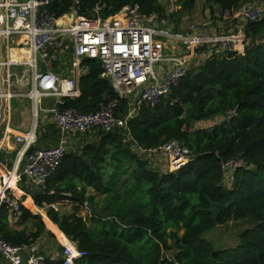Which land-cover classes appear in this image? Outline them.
<instances>
[{
    "label": "trees",
    "instance_id": "obj_1",
    "mask_svg": "<svg viewBox=\"0 0 264 264\" xmlns=\"http://www.w3.org/2000/svg\"><path fill=\"white\" fill-rule=\"evenodd\" d=\"M204 1L230 11L247 0ZM99 2L106 6L104 18L134 4L145 16L161 12L158 0H78L80 14L90 16ZM72 3L50 0L49 11L62 16ZM177 4L182 11H191L195 0H177ZM242 30L251 41L243 51L222 52L192 63L154 107L141 106L127 119V131L98 130L78 153L64 156L47 180L46 191L27 192L37 208L45 205L44 217L55 236L62 241L64 234L85 252L74 264H264V17L245 22ZM69 63L70 57H65L51 67L67 77ZM81 65L80 94L65 98L66 106L93 113L116 99V114L124 117L128 99L118 98L101 76L100 61L84 58ZM216 117L223 119L209 127L194 126ZM51 127L43 124L44 133ZM53 129V136L44 140L56 141ZM40 131L37 128L36 143ZM171 139L191 154L176 171L153 168L138 152ZM36 143L28 152L50 147ZM233 157H240L242 164L226 183L220 164ZM87 188L94 194H87ZM64 200L73 206L67 215L48 206ZM84 203L90 204L87 216L78 214ZM18 205L14 212L0 204V238L12 245H30L46 229L39 215L21 202ZM9 215L24 226L11 227ZM245 219L254 224L242 231L234 247L214 249L203 238L215 227Z\"/></svg>",
    "mask_w": 264,
    "mask_h": 264
},
{
    "label": "built area",
    "instance_id": "obj_2",
    "mask_svg": "<svg viewBox=\"0 0 264 264\" xmlns=\"http://www.w3.org/2000/svg\"><path fill=\"white\" fill-rule=\"evenodd\" d=\"M263 3L264 0H247L236 9L221 12L225 20L235 19L242 27L247 21L264 17ZM49 4L50 0H0V70H7V74L0 77L1 82L17 86L22 82L27 87L26 95L35 105L32 124L26 131L16 134L15 140L20 147L12 172L17 181L21 175L25 176L38 192L46 191L47 180L64 156L78 153L95 132L127 131V119L139 107H154L186 74L196 51L200 54L205 49V59L222 52L240 51L234 40L242 41V38L231 35L229 30L224 34L204 31L213 29L210 19L203 24L204 29L192 24L186 31H173L166 19L159 18L156 13L141 14L137 4L123 6L106 18L102 14L106 6L101 2L91 8L90 16L80 14L78 0H73L62 16L51 13ZM157 37L167 39L168 54L162 53L161 45L155 41ZM65 57H70L67 77L51 67ZM84 58L99 60L101 76L108 79L118 98L127 97L128 111L124 117L116 114V99L100 105L93 113H82L66 106L65 98L73 99L80 94L79 78L84 73L81 65ZM17 67L22 69L15 71ZM10 95V92H0V122L4 113L2 101ZM41 98L53 99L44 112L49 114L58 140L53 146L28 152L36 142L39 110L36 105ZM138 152L149 161L160 155L167 161L169 171L182 168L191 158L188 148L176 139ZM241 164L240 157L221 162L226 183L231 182L232 173ZM2 203L8 205L10 211L19 210V205L6 190L0 195ZM58 203L48 206L56 210ZM87 206L84 203V208ZM63 238V242L57 238L61 247L58 257L44 255L35 243L12 245L0 238V258L5 264H47L58 260L61 264H74L85 252L66 236Z\"/></svg>",
    "mask_w": 264,
    "mask_h": 264
},
{
    "label": "rangeland",
    "instance_id": "obj_3",
    "mask_svg": "<svg viewBox=\"0 0 264 264\" xmlns=\"http://www.w3.org/2000/svg\"><path fill=\"white\" fill-rule=\"evenodd\" d=\"M158 3H159V7H160L161 12L156 13V14L159 16V18L166 19L167 26L170 27L171 30H173V31H186L188 29V27L192 24L198 25L199 27H201V29H204V28H206V26H204L203 24L207 21V19H210L211 20V26L213 29L212 30L204 29V31L215 32L217 34L222 32L224 34L225 31L229 30V33L231 35H233L235 37L238 36L239 38H242V41L239 40L238 38L234 40L235 47L240 51H243L244 48L247 46V44H249L251 42L250 39L246 38L245 35L241 32V29L236 27L237 23H236L235 19L225 20V18H223L224 16L222 15L220 8L213 7V6L211 7L204 0H195V6L191 11H182L179 8V5L177 4V0H158ZM263 6H264V3H263ZM218 24H220V25L218 26ZM155 41H157L161 45L162 53L164 55L168 54V52H167L168 51L167 39L163 38V37H157V38H155ZM198 52H199V50L196 51V53L193 55V57H195V58L192 60V62H190L191 64L193 63V65H197V64L201 63L202 61H204V59H205V55H204L205 49L200 54ZM191 64H190V66H191ZM14 82H16V81H14ZM49 100H52V99L51 98L44 99L45 103L51 102ZM22 103H23L22 107L24 109L20 110V112H22L20 114L23 117V119H19L20 114L19 115L17 114V118H16L15 122L19 123L20 121H24L25 124H27L30 121H32V118H33L31 107L29 104L30 102L24 100ZM39 114H41V113H38V120L40 118ZM222 119H223L222 117H216L215 119H212V120L197 122L194 126L195 127H209L212 124L221 121ZM53 130L54 129L52 127L46 128V133H44L45 129L43 127H41V131L39 132V136H41V137L38 139V141L36 143V144H38L37 147H45V146H51V145L55 144V140H51V139L44 140V138L47 136H53V132H52ZM44 134H47V135L43 136ZM163 163H164L166 170H168V164H167V161L165 159L163 160ZM152 167L153 168H159V165H157V163H156V165L153 164ZM2 179L3 178L0 177V187L2 186ZM9 191H10V189H9ZM86 191H87V194H89V195L94 194L91 189L87 188ZM13 194L14 193L11 192L12 197H14ZM21 199L22 198H15V200H17V201H19V200L21 201ZM95 201L99 202L100 198L95 197ZM22 203L25 207H27L30 210V212L32 214H37L40 216L41 220L44 223L45 229H46V232L43 235V237L47 241H49L50 243L58 244L55 234H53V232L50 229H48V228H50L48 222L45 223L43 220L42 214L43 215L45 214V207L40 208V209H33V208H30L27 205H25V200ZM72 208H73L72 204L69 203L67 200H64V201H61L58 203L56 210L61 215H67L72 211ZM40 211H42L41 212L42 214L40 213ZM78 214L82 215V216H87L88 210L82 206L80 208V210L78 211ZM11 223L14 225L15 221H12ZM253 224H254L253 221H251L249 219L239 220V221H230L221 227H215L212 230L205 232V234H203V238H204V240L209 242L213 246L214 249L231 248V247H234L235 245H237L238 239H239L238 237L242 233V231L247 229V228L252 227ZM25 226L30 227L31 225H30V223H26ZM48 231L50 233H52V235L49 234ZM181 232H182L181 230L178 231L179 234H181ZM58 245L56 247L57 253H59L60 249H61L60 245L59 246Z\"/></svg>",
    "mask_w": 264,
    "mask_h": 264
},
{
    "label": "crops",
    "instance_id": "obj_4",
    "mask_svg": "<svg viewBox=\"0 0 264 264\" xmlns=\"http://www.w3.org/2000/svg\"><path fill=\"white\" fill-rule=\"evenodd\" d=\"M213 7H217V6H213ZM236 23H237L236 27L241 29L242 28L241 23H239L237 21H236ZM241 32H242V30H241ZM21 58L25 60L28 57H21ZM20 69H22V68L17 67V68H15V71H19ZM0 74H1L0 77L3 78L7 74V70H5V69L0 70ZM21 84H22L21 86L14 85L13 83L8 84L6 82H1V78H0V92L1 93L10 92L11 93V95L8 99L2 101L4 113L2 115V121L0 122V154H3V158H4L5 162L0 161V166L6 171V175L3 176L4 182H6L8 179H10L8 182L9 186L4 189V190H7L6 193L8 195H10V197H12L11 192H13L14 193L13 195L15 198H22L21 201L20 200L17 201V200H15L14 197H12L17 204H18V202L22 203L25 200V205L32 206V205H34L33 200L31 198L30 194H28L27 192L34 190L33 187L27 182L25 176L21 175L24 177V181L21 183L20 180L17 181L16 178L14 180L13 175L11 174L13 161L15 159L17 150L20 147V143L16 142V140H15L16 134L26 131L33 122V118H32V121H30L29 123L26 122L27 124H25L24 121H20L19 123H16L15 121L17 118V114L19 115L20 113H22V112H20V110L24 109L22 107L23 106L22 102L24 100L30 102L29 104L31 107L32 116H33V111H34V106H35L34 102L31 99H29V97L26 95L27 87H25L22 82H21ZM44 99H48V98H41L39 105L38 104L36 105L37 109H39L38 113H41V114H39L40 115L39 120H38V116H37V128H39V129L41 127H43V124H48V125H51L53 127V125L49 119V114L47 112H44L45 108L51 106V104L53 103V99L49 100V101H51L49 103L48 102L45 103ZM19 119H23L21 114L19 116ZM53 128H55V127H53ZM36 132H37V129H36ZM36 140H37V138H36ZM57 140H58V134L56 136L55 143H57ZM88 141H89V139H86V142H88ZM36 149H38V148H36ZM151 160L149 161L151 167L153 166V164L156 165V163H157V165H159V167L164 166V163H163L164 159L160 155H156L153 158V160L152 161ZM8 163H10V166H8ZM0 177L2 178L1 175H0ZM3 179H2V183H3ZM9 189L11 192L9 191ZM44 207H45V205H44ZM37 209H40V208H37ZM41 212L42 211H40V213ZM45 215H46V212H45ZM42 216H43L44 222L45 223L48 222L43 214H42ZM8 221H9L10 226L13 228H16V229H20V228H22V226H24L23 224H19L18 219L16 217H12L11 215L8 216ZM12 221H15L14 225L11 223ZM48 224L50 227L49 229L53 232V227L50 225L49 222H48ZM62 236H64V235H62ZM35 244H37L39 246L41 253H43L46 256H49V255L59 256V254H60V252L59 253L56 252V247L58 244L50 243L49 241H47L43 237V235L35 242ZM0 264H5V262L1 258H0Z\"/></svg>",
    "mask_w": 264,
    "mask_h": 264
},
{
    "label": "bare ground",
    "instance_id": "obj_5",
    "mask_svg": "<svg viewBox=\"0 0 264 264\" xmlns=\"http://www.w3.org/2000/svg\"><path fill=\"white\" fill-rule=\"evenodd\" d=\"M0 174H1L2 178H3V176L6 175V171L3 169L2 171H0ZM11 174L13 175V178H14V180H15V174H14L12 171H11ZM9 180H10V179H8L6 182H4V179H3V183H2V186H1V188H0V195H1V193L3 192V190L6 188V184H8ZM28 207H31V208H33V209H37L34 205H32V206H28ZM63 237H64V236H62V242L64 241V238H63Z\"/></svg>",
    "mask_w": 264,
    "mask_h": 264
},
{
    "label": "water",
    "instance_id": "obj_6",
    "mask_svg": "<svg viewBox=\"0 0 264 264\" xmlns=\"http://www.w3.org/2000/svg\"><path fill=\"white\" fill-rule=\"evenodd\" d=\"M87 205L89 206L90 204H89V203H87Z\"/></svg>",
    "mask_w": 264,
    "mask_h": 264
}]
</instances>
